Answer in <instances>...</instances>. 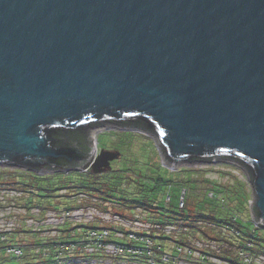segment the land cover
<instances>
[{"label":"water","instance_id":"obj_1","mask_svg":"<svg viewBox=\"0 0 264 264\" xmlns=\"http://www.w3.org/2000/svg\"><path fill=\"white\" fill-rule=\"evenodd\" d=\"M105 125L240 165L264 228V0H0V165L104 172Z\"/></svg>","mask_w":264,"mask_h":264},{"label":"trees","instance_id":"obj_2","mask_svg":"<svg viewBox=\"0 0 264 264\" xmlns=\"http://www.w3.org/2000/svg\"><path fill=\"white\" fill-rule=\"evenodd\" d=\"M67 135L78 141L85 149H90L91 140L87 129L68 131ZM135 163L139 162L135 161ZM160 167L171 174L186 173L187 176L180 177L177 180L178 183L187 180L189 185L192 184V197H187V190L184 186L179 185L182 189L175 198V209L168 210L161 202L150 197L153 187L166 185L163 183V177L153 173L147 174L143 168L139 167L133 172L129 168H125L121 172L119 169H113L114 167L98 174H93L89 168L78 172L79 174H90V180L82 184L78 182L77 186L76 182H69L71 190L69 192L67 188H59L60 192L64 190L63 196L69 197L70 207L57 209L40 203L25 202L23 204L24 209L27 210V217L31 216L29 210L34 207L39 209V217H44L50 211L56 214L68 213L70 212L69 208L72 207L83 208L93 205L87 201L86 203L77 202L72 197L74 194L83 193L101 201L100 204L94 203L93 205L101 213H109L129 219L138 215L144 223L149 225V229L128 232L125 228H117L123 235L122 237H116L114 236L116 228L113 229L101 219L103 224L96 221L73 222L70 224L68 222L71 221L66 220L54 228L47 226V232L50 233L51 230H54V235L51 233L44 235L41 232L31 230L38 237L44 238V241L46 239H57V242H41V244L28 241L25 237L14 241L13 235L5 237L0 233V264H105L104 262L109 259L110 261L107 264H131L132 262H137V264H170L175 254L183 249H188L189 254H192L193 251L201 252V260H207L206 257L211 256L224 262V264H247V262H252L249 256L250 253L264 252L263 245L259 244L257 249L254 246V244L259 243L258 240L264 242V240L254 235V231L261 227L253 223L249 213L245 218L239 212H236L231 206V202L230 206L220 204L217 194L219 192L224 193L225 189L221 188L215 180L205 177L206 169L199 172L188 168L173 171L163 165ZM129 171H131V174H128ZM54 172L56 173V171ZM25 173L29 175L31 180L38 175L31 171ZM4 179V181H8L4 185L8 186L10 190L25 194L32 186L31 182H23L19 178L8 177ZM112 180L117 184H111L113 183ZM35 185L38 187L37 184ZM45 190L49 191V189ZM231 191V194H228L229 198L233 195ZM170 201L171 197H168V200L164 202L167 204ZM111 204H120L127 209H133V211L132 213H126L124 210L125 212L117 214L114 208L110 206ZM145 211L148 215L150 214L149 216L154 215L153 219L145 218ZM254 211H256L255 208ZM161 215L162 218H160ZM19 217L22 221L27 218L24 215H19ZM244 224H249L251 230L245 227ZM169 225L185 229L186 232H180L178 235H174L173 232L167 233L164 228ZM22 229V227H18L14 231L20 232ZM216 229L228 230L231 235L224 237L220 231L215 234L213 231ZM103 230H107L106 235H100ZM129 234H132V237H129ZM67 236L70 239L76 237L77 240L68 242L65 239ZM190 238L219 242L222 247L217 251L205 248L198 249L193 245ZM167 242L175 243L176 248H170L166 245ZM109 244L129 246L131 250L124 248L123 253L111 255L105 251V246ZM61 245L65 248L61 249ZM71 245L73 248L70 247ZM90 246L93 251L88 252L86 249ZM13 247L20 250L19 257H15L9 251ZM169 250L172 252L169 253Z\"/></svg>","mask_w":264,"mask_h":264},{"label":"rangeland","instance_id":"obj_3","mask_svg":"<svg viewBox=\"0 0 264 264\" xmlns=\"http://www.w3.org/2000/svg\"><path fill=\"white\" fill-rule=\"evenodd\" d=\"M90 138L91 141H93L92 138H98L97 152H99L101 149L119 151V156L111 161L112 164L110 165V167H114L113 169H119L122 172V170H124L125 168H129L133 172L136 168L139 167L143 168L144 172H146L147 174L153 173L162 176L164 181L163 183H165L166 185L162 184L161 186L159 185L153 187L152 191L150 192V197L155 198L157 201L161 202L166 207V209H175V198L177 196V193L182 189V187L179 185L185 187V189L187 190V197H192V184L189 185L187 180H183V183H178L177 181L180 179V177L182 178V176L186 177L187 174H171L160 167L161 165H163L168 168V165L165 164L162 159H160L155 141L147 133L137 130L124 131L118 128H105L91 131ZM135 161L139 162L140 164L135 163ZM135 165H137V167H135ZM180 168L193 169L198 172L202 171V169H206V172L204 173L205 177L215 180L221 188L225 189L224 193L219 192L217 194V199L220 200V204L222 206L224 204L230 206L231 202V206L234 210H236V212H239L245 218L249 213L250 217L251 214L249 210L248 200H250L252 191L248 183L246 174L240 165H237L235 162L229 160H218L211 163H181L174 166L170 170L177 171ZM26 171L30 172L26 169L15 166L0 165V183H2L0 184V233L5 237L13 235L14 241L25 237L26 239H28V241L30 240L31 242H34L36 244H41V242H57V239L49 240L46 238V241H44V238L38 237L35 233L32 232L38 231L41 232V234L43 233L44 235L50 234L49 232H47V226H52V221L54 220L51 219L49 221L46 216H35L33 220H30V216H28L25 220L22 221L20 220L21 218L18 214L19 211L25 208L23 205L25 204V202L34 204L40 203L41 205L43 204L46 206H53L57 209H62L67 206L70 207L71 201L69 200V197L63 196L64 190H61L60 192L59 188H67V191L69 192L71 191L69 188V182H76L77 184H74H76L77 186L78 182L81 184L88 182L91 175L79 174L78 172L55 173L46 171L44 173H36L38 174L37 177H33V180H31L29 178V175L25 173ZM131 171H129L128 174H131ZM8 177L19 178L23 182H31L32 186L29 187L28 193L26 194L10 190L8 186L4 185L5 182L8 183V181H4V178L7 179ZM114 177H116V175H114ZM113 181L114 180H112L111 182ZM35 184H37L38 187ZM111 184L116 185L117 183L113 182ZM45 189H49V191H46ZM229 189L232 190L231 192L233 194L232 197H230L231 200L228 195L231 194ZM72 197L73 199L75 198L77 202L81 201L86 203L87 201L92 203L93 205L94 203L100 204L101 202L97 198L89 197L87 195H84L83 193L74 194ZM168 197H171V201L166 204L164 201L168 200ZM93 205L85 206L83 208H69L71 213L70 216L73 220L68 223L72 224L76 220L84 223L96 221L97 223L99 222L101 224L102 221L100 219L104 217L101 215V212L97 210ZM110 206L114 208V211H116L117 214L123 212L124 210L126 211V213H132L133 211V209H127L120 204H111ZM149 215L145 211V218L153 219L152 217H154V215ZM160 218H162V215ZM110 222L113 224H106H109L113 229L117 227L120 228V226L114 224V220ZM244 226L251 230V226L249 224H244ZM18 227H22L25 230L22 229V231L20 232H15L14 229ZM26 230L29 232H27ZM217 231H220V233L224 237H228L229 235H231L230 231L224 229H216L213 232L216 234ZM180 232L186 231L185 229L175 227L173 234L178 235ZM254 235L264 240V228L256 229L254 231ZM65 239H67L68 242L77 240L76 237L70 239L69 236H67ZM190 239H192L193 245H195L198 249L205 248L208 250L217 251L220 247H222V244L219 242L202 241L201 239L196 240L194 238ZM258 242L259 243L254 244L256 249L258 248L259 244L264 246V242L259 240ZM166 245H168L172 249L176 248L175 243L167 242ZM170 252L172 251L169 250V253ZM200 255L201 252L199 251H193L192 254H189L188 249H183L180 250L178 254H175L170 264H224V262L212 258L211 256L206 257L207 260H201ZM249 256L251 257L252 262H247V264H264V252H252L249 254ZM109 261L110 259L106 260L104 263L107 264L109 263ZM131 264H137V262H132Z\"/></svg>","mask_w":264,"mask_h":264},{"label":"built area","instance_id":"obj_4","mask_svg":"<svg viewBox=\"0 0 264 264\" xmlns=\"http://www.w3.org/2000/svg\"><path fill=\"white\" fill-rule=\"evenodd\" d=\"M105 128H118V129H121L123 130L121 127H117V126H114V125H105V126H102V127H98V128H95L93 130H98V129H105ZM93 130H90L89 131V138H90V132L93 131ZM93 139V143H95V146H96V149L97 148V139L95 138H92ZM91 140V138H90ZM169 169H172L173 167H170L168 166ZM88 169V168H87ZM85 169V170H87ZM249 202V210H250V218L251 220L253 221V223L256 225V222H255V219L254 217H252V213H251V209L254 205V198H253V195L251 193V197H250V200H248ZM19 215H24L27 217V210L25 209H21L18 213ZM29 215L30 216V220H33V218L35 216H38L39 215V209L38 208H31L29 210ZM71 213L68 212V213H61V214H56V213H53V212H47V214L45 215L48 220L50 221L51 219L54 220L52 221L53 225H52V228H54L56 225H59V224H62L64 223V221L66 220H69V221H72L73 219L71 218ZM101 215L104 217V218H101V220L105 221L106 223H111L110 221H115L114 224L120 226V228H125L128 230V232H133V231H140V230H147L149 229V225L147 223H144V221H142V219L140 218V216H136L135 218H132V219H129V218H125V217H121V216H118V215H111L109 213H101ZM74 222H81V221H74ZM113 224V223H111ZM127 226V227H126ZM131 227V228H129ZM119 228V227H117ZM115 230L114 232V236L116 237H122L123 233L120 231V230ZM136 228V229H135ZM175 230V227L174 226H166L164 228V231L167 232V233H171V232H174ZM50 233L52 235L55 234V231L54 230H51ZM107 234V230H103L102 233L100 235H106ZM99 235V236H100ZM129 237H132V234H129ZM64 246L61 245V249L63 248ZM71 248L72 245L70 246ZM65 248V247H64ZM66 248H69V247H66ZM124 248H127L128 250H131V248L128 246V247H123L121 245H117V244H109V245H106L105 246V251L107 253H110L111 255H118V254H121L125 251ZM88 252H91L93 251V248L90 246V247H87L86 249ZM15 257H19L21 252L18 248H11L9 250ZM91 262V261H90ZM93 263V262H92Z\"/></svg>","mask_w":264,"mask_h":264},{"label":"flooded vegetation","instance_id":"obj_5","mask_svg":"<svg viewBox=\"0 0 264 264\" xmlns=\"http://www.w3.org/2000/svg\"><path fill=\"white\" fill-rule=\"evenodd\" d=\"M114 151V150H113ZM112 164V162H110V165Z\"/></svg>","mask_w":264,"mask_h":264}]
</instances>
